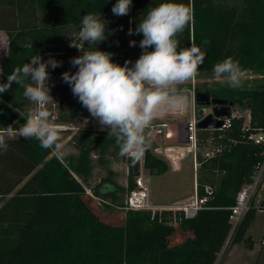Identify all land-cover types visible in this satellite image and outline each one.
I'll return each instance as SVG.
<instances>
[{
    "label": "trees",
    "instance_id": "obj_1",
    "mask_svg": "<svg viewBox=\"0 0 264 264\" xmlns=\"http://www.w3.org/2000/svg\"><path fill=\"white\" fill-rule=\"evenodd\" d=\"M165 2L192 11L193 19L178 39L180 49L195 44L205 53L198 72L213 70L228 57L245 71H264V0H133L124 16L112 12L117 0H0V30L7 33L9 46L0 82L6 83L13 69L29 63L31 56L74 51L61 44L80 31L88 13L107 23V39L91 46L84 41V50L99 49L112 53L117 64L131 61L134 65L143 52L139 47L143 35L129 36V29L134 30L151 8ZM133 40L135 47L129 45ZM29 44L33 47H26ZM23 91L13 83L0 94V128L10 124L18 128L25 122L31 102ZM205 91L237 103L236 110L251 113V129L246 132L242 117L234 118L225 130H197V190L203 195L206 185L216 188L209 200L213 208H203L193 218L167 210L126 209L125 195L137 188L141 165L158 174L166 172L169 164L149 148L133 165L119 157L115 138L100 127L68 129L78 152L63 161L42 149L37 140L17 136L0 154V264H221L234 244L247 241L252 247L254 240L247 234L258 215L254 208L219 259L231 230L230 208L262 157V148L245 135L264 128V84ZM62 95L63 106L49 110L56 122L71 124L86 108L71 87L65 86ZM209 139L223 148L212 158L203 155ZM95 151L108 176L95 186L93 195L108 201L109 212L123 211L122 224L103 220L87 194L85 183L93 175ZM122 160L128 164L127 186L118 183L110 167ZM174 233L182 240L173 242Z\"/></svg>",
    "mask_w": 264,
    "mask_h": 264
},
{
    "label": "clouds",
    "instance_id": "obj_2",
    "mask_svg": "<svg viewBox=\"0 0 264 264\" xmlns=\"http://www.w3.org/2000/svg\"><path fill=\"white\" fill-rule=\"evenodd\" d=\"M132 3L133 0H117L113 14H129ZM192 19L190 8L171 2L151 8L138 26L128 32L129 36L143 35L139 42L143 52L134 65L131 61L120 65L113 61L112 53L99 49L84 51L71 44L83 54L70 60L78 70L74 74L64 72L63 82L95 118L100 130L115 138L119 157L129 159L133 165L141 161L151 146L149 130L153 122L168 113H182L189 103L188 89L178 86L196 79L205 59V53L195 44L179 47L178 36ZM106 24L100 16L88 13L83 16L78 36L89 46L100 44L107 39ZM136 45V41H130V46ZM150 48L153 50L149 51ZM62 63L52 57L45 61L37 54L31 56L29 63L15 67L6 83L0 82V94L15 83L24 89L23 96L34 105L18 128L12 124L0 128V154L8 150V142L17 136L37 140L42 149L51 150L61 161L72 154L56 123V115L48 107L54 99L50 94L48 69L50 66L54 70ZM213 73L216 80L226 82L231 88L241 87L247 75L231 57L215 64Z\"/></svg>",
    "mask_w": 264,
    "mask_h": 264
},
{
    "label": "rangeland",
    "instance_id": "obj_3",
    "mask_svg": "<svg viewBox=\"0 0 264 264\" xmlns=\"http://www.w3.org/2000/svg\"><path fill=\"white\" fill-rule=\"evenodd\" d=\"M79 32L71 33L63 42V47L74 48V51L64 49L62 52L52 53L50 55L43 56V59L47 61L50 57L55 58L58 61H62V66L52 69L49 66L48 71L50 72L51 79L49 85L51 87V95L54 98L53 102L48 106L49 109H56L60 103V99L63 97L62 92L66 86H70L63 82L62 74L69 69L71 65L70 60L74 57L80 56L83 52L75 47H72L73 43L77 47L85 49L83 46V40L78 36ZM130 45V43H129ZM8 35L5 31L0 30V74L3 63L7 57L8 53ZM85 51V50H84ZM131 60V57H130ZM198 76L194 80H190L183 85H179V89L187 88L189 96V103L185 110L182 113H168L165 116L156 119L153 122L150 131V148L154 153L155 147L163 145L171 146H185L186 141L188 140L187 133L184 138H178L180 128L187 127L186 123L191 121L194 114V109L197 108L196 104L194 105V93L205 90H217L222 87H229V85L222 81L216 80L214 78L213 70L198 72ZM247 75L243 80L241 87L252 86L264 84V71H246ZM239 87V88H241ZM34 105L31 103L30 108H33ZM239 110H234V113H239ZM245 115L248 111L244 112ZM170 122L166 127L164 124ZM61 127V134L66 141L67 147L72 149V153H77L78 149L73 139L71 138L70 132L68 129H74V131L80 127H100L95 118L91 117L90 113L86 111L82 112L71 124H62L61 122H56ZM171 130L172 135L166 138V131ZM160 130V132H159ZM159 141V142H158ZM181 149L178 148L177 151ZM95 151L92 155L94 171L92 177L88 182L85 183L87 189V194L93 197V208L102 216L103 220H107L113 224H122L124 222V212L114 210L109 212L107 203L108 201L103 200L101 197L93 195V190L95 186L100 184L101 179L108 176V169L101 167L97 162V156ZM172 153H176L173 150ZM158 157L162 158L169 164V168L166 172L162 173H151L149 169L144 168V173L150 172V179L146 181L149 187V198L150 201L157 206L161 205H176L180 202H184L189 199L194 193L196 188V170H195V160L194 153L191 152L188 154L187 158L182 160L180 167H174L171 165L170 160L164 156V154H158ZM111 169L114 171V178L121 185L127 186L128 183V164L126 160H122L118 163L110 165ZM127 195H125V199ZM264 235V214L258 213L256 219L250 226L247 236H251L254 240V244L251 247L247 241L234 244L228 255L222 260L221 264H258L264 260V244L262 243V237ZM173 242H178L182 240L178 233L173 234Z\"/></svg>",
    "mask_w": 264,
    "mask_h": 264
},
{
    "label": "built area",
    "instance_id": "obj_4",
    "mask_svg": "<svg viewBox=\"0 0 264 264\" xmlns=\"http://www.w3.org/2000/svg\"><path fill=\"white\" fill-rule=\"evenodd\" d=\"M194 93V105L196 104V92ZM213 113V111L211 112ZM209 113L206 112L205 115ZM216 119H222L223 125L222 127L209 129V130H225L230 128L233 124L234 118L242 117L244 119L242 129L243 131H248L251 129V113L245 115L244 112L234 113V109L230 117H216ZM200 119L197 117V109H194L193 118L191 121L186 123L187 127L180 128L178 138H184L186 133L188 140L186 141L185 146H171V145H163L155 147V152L158 154H164L169 160L172 166L180 167L182 160L187 158L188 154L194 153L195 160V170L197 176V170L200 166V162L198 160V137L197 130L198 122ZM166 127V124H164ZM160 132V130H159ZM185 134V135H184ZM172 135L171 130L168 129L166 131V138ZM247 140L253 145H258L262 148L261 159L255 164L253 172L248 182H245L241 188L239 189L235 204L230 208V222H231V230L228 236V239L223 247V250L220 252L219 259H221L226 248L231 244V241L234 237V234L246 217L247 213L252 209H256L257 213L264 214V128L260 130L250 132L248 135H245ZM234 141V140H233ZM159 142V141H158ZM180 148V151L177 149ZM175 150L176 153H172ZM223 148L220 145H215L212 142V139H209V147L206 148L203 155L207 158H212L217 156L222 152ZM137 188L132 190L127 194L126 198V209L130 210H150V211H174L180 212L184 215L185 218H193L198 212L203 208H213L209 205V200L214 196L216 188L213 185H206L204 187L205 193L203 195L198 194L197 184L195 188V193L186 201L180 202L176 205H154L149 198V187L146 181L144 167L141 165L140 174L136 178ZM218 264V262H216Z\"/></svg>",
    "mask_w": 264,
    "mask_h": 264
},
{
    "label": "water",
    "instance_id": "obj_5",
    "mask_svg": "<svg viewBox=\"0 0 264 264\" xmlns=\"http://www.w3.org/2000/svg\"><path fill=\"white\" fill-rule=\"evenodd\" d=\"M77 68H72L73 74L77 71ZM65 98L62 97L60 105L63 106ZM196 102L204 106L197 109V117L200 119L198 122V128L203 129H215L222 127L223 120L216 119V117H230L232 110L238 108V104L228 99L213 97L210 92L199 91L196 92ZM206 106H212L213 113L205 115ZM150 171V170H149ZM145 172L147 180L150 179V172Z\"/></svg>",
    "mask_w": 264,
    "mask_h": 264
},
{
    "label": "flooded vegetation",
    "instance_id": "obj_6",
    "mask_svg": "<svg viewBox=\"0 0 264 264\" xmlns=\"http://www.w3.org/2000/svg\"><path fill=\"white\" fill-rule=\"evenodd\" d=\"M72 66H70L69 67V69H71L70 71L72 72ZM73 73V72H72ZM202 106H204V105H202V104H198L197 105V108L196 109H198V108H200V107H202ZM206 112H208L209 114L212 112V106H206Z\"/></svg>",
    "mask_w": 264,
    "mask_h": 264
},
{
    "label": "crops",
    "instance_id": "obj_7",
    "mask_svg": "<svg viewBox=\"0 0 264 264\" xmlns=\"http://www.w3.org/2000/svg\"><path fill=\"white\" fill-rule=\"evenodd\" d=\"M169 124H170V122H168V123L166 122V126L169 125Z\"/></svg>",
    "mask_w": 264,
    "mask_h": 264
}]
</instances>
